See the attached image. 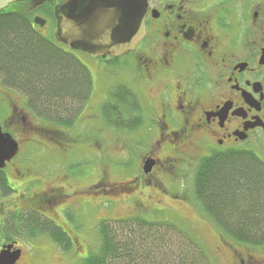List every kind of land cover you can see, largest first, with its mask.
Returning <instances> with one entry per match:
<instances>
[{
    "label": "flooded vegetation",
    "instance_id": "obj_1",
    "mask_svg": "<svg viewBox=\"0 0 264 264\" xmlns=\"http://www.w3.org/2000/svg\"><path fill=\"white\" fill-rule=\"evenodd\" d=\"M28 1L31 0L23 2ZM146 2L145 35L132 52L120 57L91 58L71 50L68 37L67 42H59L55 12L62 4L60 0L41 1L30 13L51 6L53 25L46 35L79 61L81 55L104 71L107 66L112 71L117 66L130 71L125 84L134 96L135 102L131 99L136 110L129 111L122 122L139 125L136 130H127L130 138L145 128L143 136L138 137L149 144L143 161H153L150 172L142 175L145 189L152 188L160 195L164 191L161 177L165 174V162L153 155L163 144L171 142V153L178 156L176 161L188 165H196L203 157L237 152L252 155L264 170V0ZM86 6L84 0L78 12ZM113 90L114 87L100 103L99 112L110 96L121 99L113 95ZM18 109V119L27 121L23 109ZM18 109L10 111L11 117H17ZM94 118L99 116L94 114ZM116 118L115 122H119V115ZM164 159L169 162L174 158ZM81 194L52 186L21 198L27 205L25 211L48 221L54 237L61 234L69 240L71 252L82 254L92 251L94 245L87 244L86 233L77 224V213L84 207ZM174 199L183 200L180 196ZM90 210L95 214L96 208L90 206ZM203 219L209 223L204 215ZM215 228L210 225L216 237L213 255L219 264H264V243L236 241ZM13 242L1 243V249ZM51 243L54 249L61 250ZM16 244L13 250L18 249ZM21 256L15 264H19Z\"/></svg>",
    "mask_w": 264,
    "mask_h": 264
},
{
    "label": "rangeland",
    "instance_id": "obj_2",
    "mask_svg": "<svg viewBox=\"0 0 264 264\" xmlns=\"http://www.w3.org/2000/svg\"><path fill=\"white\" fill-rule=\"evenodd\" d=\"M27 6L25 11L28 13L36 6L35 1H28ZM38 16L46 20L47 24L42 28L34 24L36 30L54 41L52 36L45 33L51 30L52 21L44 15ZM79 56L90 74L92 92L71 128L39 118L28 108L27 100L21 93L0 84V127L19 146L18 154L11 160L13 163L3 169L13 192L2 195L0 191V204L3 205L0 210V252L4 247L1 249V243L14 241L10 244L13 249L17 243V250L23 251L19 264H81L88 256L91 251L82 254L57 251L53 248V241L48 235L40 233L39 229L36 230L37 236L21 234L23 219L33 215L25 211L27 205L21 197L29 198L32 193L46 191L54 186L67 193H82L80 202L84 207L77 213V224L81 226V231H85L87 244L94 245L93 249L99 243L97 232L101 221L125 219L134 213L136 205L142 204L141 208L147 209L151 208V204H159L152 209H140L137 215L152 220V210L162 211V214L158 213L160 219H169L205 251L211 264H219L213 255L216 237L210 229V225L214 228L215 225L203 219V215L207 216L193 200V176L197 164L176 161L178 156L171 153L174 143H165L153 155L154 159L165 162V174L161 177L164 185L162 196L152 188L145 189L142 175L145 174L143 163L146 160L143 159L149 144L138 139L143 136L145 128H140L138 134L130 138L127 130H117L103 123L99 112L100 103L113 87L119 85L126 88L125 83L131 73L119 66L113 71L107 66L108 70L104 71L84 56ZM14 107L23 109L27 121L18 119L19 109L16 110L17 117H11L10 111ZM94 114L99 118L95 119ZM165 157L174 159L168 162ZM136 180L137 186L134 187L133 182ZM91 185L96 186L92 188L93 192L89 188ZM119 187L125 188L127 193L120 192ZM174 196H181L184 202H176ZM89 203L96 208L95 214L90 210ZM13 249V252L17 251Z\"/></svg>",
    "mask_w": 264,
    "mask_h": 264
},
{
    "label": "trees",
    "instance_id": "obj_3",
    "mask_svg": "<svg viewBox=\"0 0 264 264\" xmlns=\"http://www.w3.org/2000/svg\"><path fill=\"white\" fill-rule=\"evenodd\" d=\"M27 4H12L0 11V84L21 93L39 118L71 128L91 95L90 74L78 58L36 32L33 15H44L51 21V6L27 13ZM130 93L123 86L114 88L113 95L121 99L110 96L103 103V123L117 130L139 127L135 122H122L129 111L136 110ZM116 115L119 122H115ZM118 189L127 193L125 188ZM0 191L2 195L13 192L3 170ZM193 196L220 232L236 241L264 243V170L252 155L234 152L201 158L193 176ZM156 205L159 204L147 209L136 205L134 213L125 219L101 221L99 243L81 264H211L205 251L188 234L169 219H160L158 213L162 211L152 210V220L137 215L138 210ZM23 223L27 227L20 224L21 234L37 236L39 229L64 254L71 252L69 240L61 234L54 237L49 222L43 218L33 213Z\"/></svg>",
    "mask_w": 264,
    "mask_h": 264
},
{
    "label": "water",
    "instance_id": "obj_4",
    "mask_svg": "<svg viewBox=\"0 0 264 264\" xmlns=\"http://www.w3.org/2000/svg\"><path fill=\"white\" fill-rule=\"evenodd\" d=\"M25 0H0V11ZM38 5L41 1L38 0ZM48 1V0H46ZM55 12L59 42H71V50L81 51L91 58L120 57L132 52L145 35L146 0H86L87 6L78 12L84 0H60ZM66 10V13H65ZM33 23L44 27L46 21L35 16ZM18 143L0 127V171L18 154ZM153 161L144 162L143 171L149 173ZM6 245L0 252V264H15L21 252Z\"/></svg>",
    "mask_w": 264,
    "mask_h": 264
},
{
    "label": "bare ground",
    "instance_id": "obj_5",
    "mask_svg": "<svg viewBox=\"0 0 264 264\" xmlns=\"http://www.w3.org/2000/svg\"><path fill=\"white\" fill-rule=\"evenodd\" d=\"M144 164V163H143Z\"/></svg>",
    "mask_w": 264,
    "mask_h": 264
}]
</instances>
